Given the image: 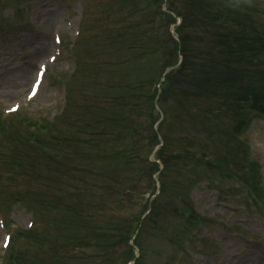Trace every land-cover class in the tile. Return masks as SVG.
<instances>
[{"label":"rangeland","instance_id":"rangeland-1","mask_svg":"<svg viewBox=\"0 0 264 264\" xmlns=\"http://www.w3.org/2000/svg\"><path fill=\"white\" fill-rule=\"evenodd\" d=\"M159 4L0 0V113L6 117L4 123L0 118V264L122 261L129 227L157 185L149 187L150 176L137 173L144 147L132 159L136 168L122 170L121 164L134 142L123 135L146 116H134L128 124L111 118L138 99L137 91L151 87L163 65L180 57L171 48L178 38L175 27L154 16ZM214 5L217 10L229 6L234 15L264 29V0H215ZM192 22L188 35L201 40L188 43L210 46L213 38L203 30L208 34L211 28ZM186 72L173 77L175 88L168 80L161 86L159 102L168 116L159 127L165 140L160 158L166 165L159 174L160 194L135 238L132 264H264V196L256 193L255 202L246 183L228 172H251L242 160L254 159L264 185V116L251 114L239 130H223L228 140L218 138L215 127L233 122L222 111L201 119L209 100L194 92ZM192 103L198 108L180 116L181 104ZM14 105L19 110L5 115ZM141 108L146 111V103ZM81 166L92 169L74 170ZM104 171L137 178L136 201L125 202L120 211L119 193L107 192L113 183ZM93 193H101L102 205L90 203ZM191 196L206 221L187 253L183 240L194 219L189 222L184 211ZM31 219L35 226L29 231ZM8 233L11 242L4 247Z\"/></svg>","mask_w":264,"mask_h":264},{"label":"trees","instance_id":"trees-1","mask_svg":"<svg viewBox=\"0 0 264 264\" xmlns=\"http://www.w3.org/2000/svg\"><path fill=\"white\" fill-rule=\"evenodd\" d=\"M214 1L168 0L170 9L182 17V23L177 27L180 34L179 41H174V46L177 49L180 48L184 61L176 69V74H183L186 70H190L186 72V75L192 83H195L192 86L195 87L196 94L206 95L212 102L222 100L221 105L223 106L225 103L232 104V112L239 123L247 117L249 109L260 112L263 110L264 76H261L262 70L249 75L248 66L252 70L253 59L264 52V38L248 30L230 10H217ZM194 19H197L199 23L205 22L208 24L207 27L211 28L208 34L203 30L206 38H213L210 46H196L188 43L195 37H199L195 34L188 35V29L191 28L188 23L194 24L192 22ZM257 69L260 68L257 67ZM168 81L175 82L170 74ZM173 88H175L174 83ZM211 101L208 116L216 113L215 105ZM126 105L131 108V111H136L134 106ZM131 134L138 139L123 154L126 161L136 159V147L142 146L141 138L151 143L157 139L154 129L147 134H141V127L137 125L133 126ZM144 159L147 161V157Z\"/></svg>","mask_w":264,"mask_h":264}]
</instances>
